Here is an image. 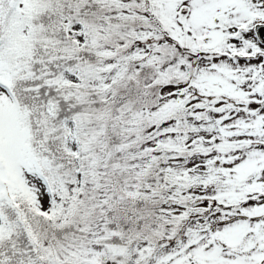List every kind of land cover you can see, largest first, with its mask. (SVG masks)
Wrapping results in <instances>:
<instances>
[{"label":"snow or ice","instance_id":"obj_1","mask_svg":"<svg viewBox=\"0 0 264 264\" xmlns=\"http://www.w3.org/2000/svg\"><path fill=\"white\" fill-rule=\"evenodd\" d=\"M0 264H264V0H0Z\"/></svg>","mask_w":264,"mask_h":264}]
</instances>
